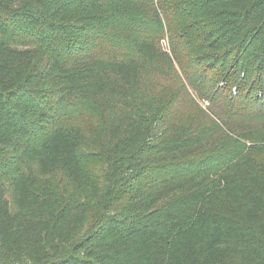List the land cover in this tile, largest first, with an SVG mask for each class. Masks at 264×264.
<instances>
[{
  "label": "trees",
  "instance_id": "obj_1",
  "mask_svg": "<svg viewBox=\"0 0 264 264\" xmlns=\"http://www.w3.org/2000/svg\"><path fill=\"white\" fill-rule=\"evenodd\" d=\"M0 264H264V0H0Z\"/></svg>",
  "mask_w": 264,
  "mask_h": 264
},
{
  "label": "rangeland",
  "instance_id": "obj_2",
  "mask_svg": "<svg viewBox=\"0 0 264 264\" xmlns=\"http://www.w3.org/2000/svg\"><path fill=\"white\" fill-rule=\"evenodd\" d=\"M160 43H161V46H162V48H163L164 50H166V51L169 50V43H168V39H167V37H165L164 39H162V40L160 41ZM191 95H192L193 99H194L195 102H196V104L193 105L194 107L198 106V107H200V109H202V110H207V107H208V102H207V100H205V99H200V98L196 97L194 93H191Z\"/></svg>",
  "mask_w": 264,
  "mask_h": 264
}]
</instances>
